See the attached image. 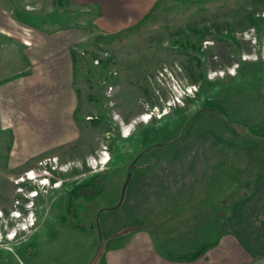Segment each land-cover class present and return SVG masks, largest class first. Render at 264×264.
Listing matches in <instances>:
<instances>
[{
    "label": "rangeland",
    "instance_id": "1",
    "mask_svg": "<svg viewBox=\"0 0 264 264\" xmlns=\"http://www.w3.org/2000/svg\"><path fill=\"white\" fill-rule=\"evenodd\" d=\"M95 16L62 0H0L14 35L25 26L66 30L77 95L62 141L43 130L55 107L39 99L40 78L1 95L0 264H97L126 222L118 205L132 160H155L197 127L218 124L222 104L241 121L258 103L251 119L264 140V0H156L112 34ZM94 176L69 206L72 188Z\"/></svg>",
    "mask_w": 264,
    "mask_h": 264
},
{
    "label": "crops",
    "instance_id": "2",
    "mask_svg": "<svg viewBox=\"0 0 264 264\" xmlns=\"http://www.w3.org/2000/svg\"><path fill=\"white\" fill-rule=\"evenodd\" d=\"M62 1L94 8V26L112 34L140 21L156 0ZM10 21L0 20L8 46L0 47V98L7 85L36 75L39 99L55 107L43 130L65 140L77 101L73 45L61 29L25 26L24 36L14 35ZM222 106L218 124L197 127L155 160H132L118 205L126 222L107 236L97 264H264V140L251 119L258 103L241 121Z\"/></svg>",
    "mask_w": 264,
    "mask_h": 264
},
{
    "label": "trees",
    "instance_id": "3",
    "mask_svg": "<svg viewBox=\"0 0 264 264\" xmlns=\"http://www.w3.org/2000/svg\"><path fill=\"white\" fill-rule=\"evenodd\" d=\"M111 37V36H110ZM98 176H94L93 178L90 179L91 183H86V184H80V185H76L72 188V190L69 192V201H68V205L71 206L73 204V200L76 199L77 197H79L83 190L89 189V187H93L95 184V179H97ZM102 179V178H101ZM104 180V179H103ZM82 196V195H81Z\"/></svg>",
    "mask_w": 264,
    "mask_h": 264
},
{
    "label": "water",
    "instance_id": "4",
    "mask_svg": "<svg viewBox=\"0 0 264 264\" xmlns=\"http://www.w3.org/2000/svg\"><path fill=\"white\" fill-rule=\"evenodd\" d=\"M128 180H129V176H128L127 180H126V183H125L124 186H123V189H122V195H121V200H122V198H123V196H124V192H125V188H126V185H127V183H128Z\"/></svg>",
    "mask_w": 264,
    "mask_h": 264
},
{
    "label": "built area",
    "instance_id": "5",
    "mask_svg": "<svg viewBox=\"0 0 264 264\" xmlns=\"http://www.w3.org/2000/svg\"><path fill=\"white\" fill-rule=\"evenodd\" d=\"M190 94L191 92L189 91V89H186L185 92L183 93L185 97H188Z\"/></svg>",
    "mask_w": 264,
    "mask_h": 264
},
{
    "label": "bare ground",
    "instance_id": "6",
    "mask_svg": "<svg viewBox=\"0 0 264 264\" xmlns=\"http://www.w3.org/2000/svg\"><path fill=\"white\" fill-rule=\"evenodd\" d=\"M142 121H144V122H145L146 120H145V119H143ZM107 161H108V160H107ZM107 161H106V162H107ZM104 163H105V162H104ZM32 176H33L32 174H29V175H27V178H28V179H29V178L31 179V177H32ZM43 185H44V183H43ZM46 185H47V184H46ZM35 196H36V195H34L33 197H35ZM10 238H11V237H10Z\"/></svg>",
    "mask_w": 264,
    "mask_h": 264
}]
</instances>
